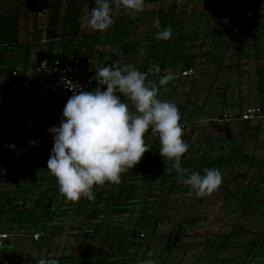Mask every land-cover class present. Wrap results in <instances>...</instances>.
Wrapping results in <instances>:
<instances>
[{
	"label": "trees",
	"instance_id": "trees-1",
	"mask_svg": "<svg viewBox=\"0 0 264 264\" xmlns=\"http://www.w3.org/2000/svg\"><path fill=\"white\" fill-rule=\"evenodd\" d=\"M187 1L144 0V3L152 2L157 6L149 11L143 9L132 17L125 13L122 3L111 0L112 12L120 10L117 29L110 30V26L107 30L92 28L83 31L81 16L86 6L90 10L95 6L94 0H50L49 3L45 0H26L24 6L21 0H12L10 9L0 14V82H25L26 73L30 68L37 69L42 59L70 57L73 54L91 58L92 64L98 63L97 68H100L105 50L109 47L112 61L117 66L122 58L130 62L128 65L136 66L138 63L142 73L155 75L147 81L159 89L158 98L177 106L180 123L184 126L183 140L188 144V151L181 157V167L201 175H204L205 168L220 171L222 182L218 188L225 191L228 204L235 205L231 212H240L236 225L244 227L241 220L248 217L264 221V154L248 150L243 140L233 141L231 138L232 143H228L218 135H204L209 139L206 149L193 141L201 120V116L195 114L197 106L203 105L199 96L208 92L203 100L204 103L207 101L224 66L227 79L219 93L222 94V110L214 111L209 120L213 121V117L225 111L250 106L259 107L264 114V0H255L248 8L238 7L235 12L230 7L231 0H217L200 11H189ZM45 7L47 12L42 13ZM231 13L228 19L224 18L225 14ZM24 16L30 18L27 22L31 28L27 29L30 37L22 41L20 25ZM154 18H159V29L153 23ZM146 23L150 28L138 31V26ZM167 25L172 26L173 37L167 41L157 40V31ZM199 40H202L200 45L209 43L213 48L225 44L207 52L212 59L205 61L210 64L209 61L214 62L218 55L214 56V53L220 50L221 60L216 62L219 64L218 72L212 83L198 76L187 90V100H175L177 95L186 92L179 87L181 77L175 75V71L179 67L181 72L193 67L198 69L203 62L202 54L195 51L200 46L197 43ZM232 41L237 42L234 52ZM231 50L235 56L227 55L229 62L226 60L228 63H224L225 55ZM244 57L248 62L254 60V67L244 69L241 66ZM154 66L159 67V73ZM169 68L175 79L160 86L161 73ZM20 71L25 74L21 76ZM90 72L95 76L96 71ZM233 76H238L235 83L230 81ZM243 76L246 81H242ZM244 86L247 91H255L250 96L245 95ZM123 97L121 95V99ZM28 99L10 97L0 102V111L6 115L0 121V136L5 132L1 127L3 123L14 120L7 132V141L17 144L0 160V234H8V238L0 244V264H37L40 259L49 258L55 259L57 264H144L148 259L156 264H186L177 253L187 250L189 241L186 237L196 236L190 227L199 221L209 204L197 197L195 192L191 198H174L188 173H177L173 162L160 156L158 137L151 139L153 133L150 129L145 133L148 152L137 165L121 174L119 184L105 182L94 186L93 200L82 197L69 201L59 192L54 175L34 180L30 178L26 153L19 159L13 153L8 160L13 148L30 142L23 135L33 129L22 130L24 123L19 125L17 121L20 108L27 109L35 102ZM67 99L55 97L36 101L42 105L51 101L63 104ZM252 100H255L254 103ZM30 121L28 126L33 127L34 119ZM234 122H240V132L248 133L254 128L257 135L261 129L264 130L260 120L237 119L227 124ZM192 124L194 127L191 128ZM225 135L228 139V133ZM16 163L26 165L21 167L20 174H14ZM21 178L27 180L21 181ZM250 178L258 181L246 185ZM185 186L187 190L182 191L188 195L190 186ZM165 229L171 231L170 242L160 252L150 250L144 243V237ZM35 234L39 235L38 238L34 237ZM59 236L66 237L64 242L55 239ZM227 240L211 247L207 239L206 245L202 240H196L202 246L203 254L205 251L209 254L202 262L195 260L191 264H264L263 233H253L239 259L235 257L236 249L225 251ZM190 241L193 242L192 239ZM60 244H63L64 253L50 256L48 253ZM149 252L153 255L149 256Z\"/></svg>",
	"mask_w": 264,
	"mask_h": 264
},
{
	"label": "clouds",
	"instance_id": "clouds-1",
	"mask_svg": "<svg viewBox=\"0 0 264 264\" xmlns=\"http://www.w3.org/2000/svg\"><path fill=\"white\" fill-rule=\"evenodd\" d=\"M127 15L135 17L144 9V0H121ZM89 25L95 30L111 26V0H94ZM153 23L159 29V18ZM173 37L171 25L157 31V40ZM157 73L158 66H154ZM97 87L91 91H72L64 105L59 126L48 129L53 136V147L47 160V170L56 178L59 192L69 201L94 199V186L105 182L119 184L121 174L132 169L148 152L145 133L151 130L158 135L159 154L173 162L177 173H188L184 183L197 197L211 194L222 182V175L216 168L189 172L181 167V157L188 151L183 140V127L177 106L158 98L159 89L146 83V75L133 65L118 67L116 63L97 68ZM175 79L172 70L166 69L159 85L164 86ZM100 86H105L102 90ZM119 94V95H117ZM126 96L135 111L121 100ZM35 144V141H30ZM149 256L153 253L149 252ZM37 264H57L55 259H40ZM144 264H156L148 259Z\"/></svg>",
	"mask_w": 264,
	"mask_h": 264
},
{
	"label": "rangeland",
	"instance_id": "rangeland-1",
	"mask_svg": "<svg viewBox=\"0 0 264 264\" xmlns=\"http://www.w3.org/2000/svg\"><path fill=\"white\" fill-rule=\"evenodd\" d=\"M216 1L217 0H189L187 1V4L189 7V11H193V10L200 11L205 5L206 6L213 5L215 4ZM254 1L255 0H231L230 7L232 11L235 12L238 9V7H241V6H245V8L246 7L248 8L251 5V3ZM256 1H260V0H256ZM21 2L23 3V6L26 5L25 3L26 0H21ZM11 3H12V0H0V14L7 12L11 7ZM120 3H121V0H119V4ZM156 6H157L156 3H152V2L144 3V9L148 11L154 9ZM119 11L112 12L113 23L111 24L112 27L110 30H114L115 28L117 29L116 25H117V17L119 16ZM90 13H91L90 8L86 6L84 13L81 16V21L83 23V26H82L83 31H87V30L89 31L92 29V27L88 25ZM231 15L232 13L225 14L224 18L228 19ZM27 20H30V18L27 19V16H24L21 19V25H20L21 36L20 37L22 41L30 37V34H27V29L31 28V24H29ZM148 28H150V26L149 24L146 23V24L139 25L137 29L138 31H143V30H147ZM201 41L202 40H199L197 42L198 45H200ZM231 43H232L231 47L233 48V52H234V47L235 45H237V42L232 41ZM224 45H225L224 43H221V44L216 45L215 47L220 48V47H223ZM214 48L209 43L206 45L197 46V49L195 51H199L202 54L203 62L198 66L196 75H194L193 77H189V78H180L179 87L182 89H186V92L177 95L176 98H174L175 100H179L181 102H185L187 100L188 98L187 90L190 89L191 85L197 79L198 76H200L202 79L207 78L206 82L208 83L209 81L211 82V80L213 82V77L218 72V67H219V64H216V62L218 61L220 62L221 60L219 58L220 50L214 53V56L218 54L216 55L214 62L209 61L210 64H207L205 60L212 59L211 56L209 57V55H207V52L210 49H214ZM233 52L231 50V52H228L225 55L224 63L228 61L226 59L228 58L227 55H230V54L234 55ZM238 56L239 54L236 56V58ZM112 57H113L112 53L109 51V47H107L105 50L104 59H102L101 66L103 67L105 65L107 66V65L113 64L114 62L112 61ZM121 61L122 62L120 64L118 63V67H121V68L127 65V64L125 65V63H130L125 58H122ZM136 64H137L135 66L136 69L142 72V69L139 66V64L138 63ZM254 65H255V61L252 60L248 62L247 57H244L241 63V66L244 69L254 67ZM97 67H98V63L92 64L91 71H96ZM179 68L177 71H175L174 73L175 75L181 74V69ZM224 69H226L225 66H224ZM224 69L219 72L220 75L216 79V83L213 84L214 90L211 92L213 94L211 93L209 94L210 96L207 99V101L204 103L203 100L205 99V96L208 95V92H206V94H202L201 96H199V99L200 101H202L203 105L199 103L198 105L201 104L202 106L201 107L197 106L196 111H195L196 115L201 116V120L197 124L198 128L195 132L193 141H197L198 144H200L201 148L206 149L207 142H209V139H207V136H204V135H215V136L218 135L219 137H222L223 140H227L228 143H232L231 138H233V141L243 140L248 150L254 151L258 155L264 154V130L261 129V131L258 132L257 135H255L256 130L254 128L253 129L250 128L251 131L248 133L238 131L240 122H234L231 124H227V123H218V122L216 123V122L209 120V118L212 117L213 115L212 113L214 111L220 112L222 110V105L220 104L221 102L220 97L222 94H219V93H220V87L224 85V80L227 79L226 78L227 69L226 70ZM29 70L33 72L34 82H37L44 74V73L38 72L37 69L30 68ZM20 72H21L20 74L21 76L25 74L22 71ZM242 78H243L242 81H246V77L243 76ZM237 79H238V76L230 77V81L233 83L237 82ZM146 83H149V81L146 80ZM100 87L103 90L105 86H100ZM245 88L246 86L243 87L245 95L248 94L250 96V93L252 94L255 91V90L247 91L245 90ZM194 95L193 97L195 98ZM28 100L32 102L35 101V102L34 104H29L27 109H24L23 107L20 108L21 112L19 116L17 117V121H19L18 122L20 123L19 125L24 123L21 125L22 130L30 129V128L33 129L27 135L26 134L25 135L22 134V135L24 136L25 140L29 139V141H35V145L30 146L29 142L18 144L22 148L20 147L13 148L12 151L10 152L11 154L9 157L10 159L8 160H11L13 153L16 154L17 159H19L24 153H26L25 155H27L26 156L27 168L31 172L30 178L34 180L37 177L39 179L42 176L47 177V176L52 175L51 172L47 170V160L49 159L51 149L53 147V142L51 141V139L53 138L51 137L52 135L49 134L48 129H50L54 125L59 126L60 120L62 119V111H63L64 105L66 104V102L62 104L59 102L51 101L49 102V104L42 105L36 101L38 100L37 98H30ZM121 100L127 103L129 105V108L132 111H135L134 105L132 104L131 101L128 100L126 96H124L123 99ZM254 101L255 100H252V103H254ZM179 114H180V111H179ZM23 117H24V120H22ZM31 119H34L33 127L28 126L29 123H31L30 121ZM13 121L14 120L10 119V120H6V123H3V126L1 127L3 128V131L5 132L2 135V137L0 136L1 138H6V139L8 138L7 132L10 131L11 125H12L11 123H13ZM262 123L264 124V121ZM192 127H194L193 124L191 128ZM227 133H228V139L230 140H228L225 137L226 136L225 134ZM155 137H158V135L153 133L151 139H154ZM256 143H257V146H254V144ZM11 144H14L12 147L17 145L14 143V141ZM214 153H216V151ZM19 165L20 163L19 164L16 163L14 174H20L22 172V168L24 166L26 167V165L24 166L23 165L19 166ZM25 180L27 179L21 178V181H25ZM257 181H258L257 179L254 180L250 178L245 182V184L249 185ZM185 185L186 184L184 183L182 186H180L181 190L179 193H176L178 195H174V198H176V196H179V197H182L180 199H185L184 198L185 196L192 197V195H194L193 193L194 191L191 188L188 189V192H189L188 195H186L187 192L182 191V190H187ZM199 198H201L202 201H204L205 203H208L209 205L203 212L199 221L190 227L192 233H195L196 236L192 238L186 237V239L189 241L187 250L185 251L181 250V251H178L177 253L178 256L183 257V260L184 262H186V264H191L195 260H199L200 262H202L203 260L206 259V256H208L209 254L208 251H205V253L203 254L202 246L197 244L196 240H202L204 244L206 245L205 240L207 239L209 243L208 246L211 247V246L222 243L225 239H228L227 240L228 246L225 248V251L233 252V250L236 249L237 253L235 254V257L239 259V257L242 256V253L247 245V242L252 238L253 233L260 232L264 234V221L258 220V218L248 217L246 219H242L241 222H243L244 227H241L240 225H236V221L238 220V216L240 215V212L239 211L231 212L232 207L234 208L235 205L228 204L224 190L217 188L211 194L205 195ZM231 200L234 201V198H231ZM171 235L172 234L169 229L159 230L155 232L152 236L150 234L149 236L144 237V243L148 244L150 250L160 252L170 242ZM55 239L57 241L64 242L66 237L59 236V237H56ZM186 239L183 237V240H186ZM190 239H192L193 242L190 241ZM262 251H263L262 253L264 254V249ZM62 253H64V248H63V244H60L59 247H54L48 254L50 256H60Z\"/></svg>",
	"mask_w": 264,
	"mask_h": 264
},
{
	"label": "built area",
	"instance_id": "built-area-1",
	"mask_svg": "<svg viewBox=\"0 0 264 264\" xmlns=\"http://www.w3.org/2000/svg\"><path fill=\"white\" fill-rule=\"evenodd\" d=\"M49 3L50 0H45ZM119 3V0H116ZM47 12V7L42 10V13ZM93 60L85 58L82 54H73L70 57H56L54 59H42L37 67L38 72L44 73L37 82H19L1 81L0 82V102L10 97L22 98H37L39 100H47L50 98H63L66 99L72 95L67 84L78 85V90L91 91L96 88L97 83L94 75L91 74V65ZM161 74H165L163 71ZM197 74L195 67L184 69L180 75L181 78L193 77ZM146 80L154 78V74H145ZM5 112L0 111V121L5 118ZM237 119L251 120V121H264V114L259 107L250 106L243 109L225 111L220 115L213 117L214 122L227 123ZM264 126V124H263ZM182 127H184L182 125ZM14 144L7 141L6 138L0 139V160L3 158L4 153L7 152ZM30 146H34L30 144ZM38 234L34 237L38 238ZM8 238L7 233L0 234V244Z\"/></svg>",
	"mask_w": 264,
	"mask_h": 264
},
{
	"label": "crops",
	"instance_id": "crops-1",
	"mask_svg": "<svg viewBox=\"0 0 264 264\" xmlns=\"http://www.w3.org/2000/svg\"><path fill=\"white\" fill-rule=\"evenodd\" d=\"M122 60V59H121ZM122 61H120L119 63H121ZM128 65V63H125V65ZM130 65V64H129ZM95 72V71H94ZM26 80L27 81H30V82H32V81H34V75H33V72L31 71V70H29L27 73H26Z\"/></svg>",
	"mask_w": 264,
	"mask_h": 264
}]
</instances>
